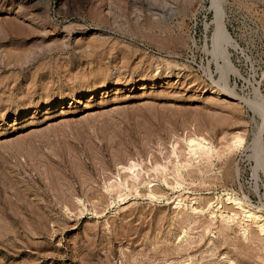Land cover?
I'll list each match as a JSON object with an SVG mask.
<instances>
[{
	"label": "rangeland",
	"instance_id": "374dc122",
	"mask_svg": "<svg viewBox=\"0 0 264 264\" xmlns=\"http://www.w3.org/2000/svg\"><path fill=\"white\" fill-rule=\"evenodd\" d=\"M226 195L264 212V0H0V264H264Z\"/></svg>",
	"mask_w": 264,
	"mask_h": 264
},
{
	"label": "bare ground",
	"instance_id": "6f19581e",
	"mask_svg": "<svg viewBox=\"0 0 264 264\" xmlns=\"http://www.w3.org/2000/svg\"><path fill=\"white\" fill-rule=\"evenodd\" d=\"M224 41H225V39L222 37V35H221V37H220V40H219V46H221L220 44L221 43H224ZM223 46V45H222ZM199 136V135H198ZM191 138V137H190ZM242 140H243V138L239 135V134H235L234 135V137H233V140H232V146H233V148L234 149H238L239 147H240V145L242 144ZM188 143H189V145H188V149H189V152L190 153H196L197 151H200V150H202V151H204V153L205 154H207V157H208V155L209 156H211V154L214 152L213 150L214 149H212V147L211 146H209V145H206L205 144V140H204V138H202V137H193V138H191L189 141H187ZM256 148H257V151L258 150H260L261 148H262V138H258V140H257V142H256V146H255ZM196 154H198V153H196ZM189 155V154H188ZM224 155V154H223ZM204 157H206L205 155H204ZM221 158V157H220ZM207 159V158H206ZM197 160V159H196ZM204 160V159H203ZM209 160V159H208ZM207 160V161H208ZM212 164V163H211ZM229 165V164H228ZM178 176V175H177ZM180 176V175H179ZM150 181V180H149ZM164 181V180H163ZM175 181V180H174ZM148 182V181H147ZM151 182V181H150ZM119 184V183H118ZM126 184V183H125ZM180 185V184H179ZM113 186V185H112ZM122 187V186H121ZM133 187V189H134V186H132ZM173 187V186H172ZM115 188V187H114ZM119 188H120V185H119ZM132 189V190H133ZM119 190V189H118ZM122 190V189H121ZM121 190H119V192H121ZM129 190V189H128ZM134 191V190H133ZM150 191V190H149ZM119 192H117V193H119ZM151 192V191H150ZM151 194V193H150ZM125 195V194H124ZM127 195V194H126ZM152 195V194H151ZM122 197V194L121 193H119V195H116V197ZM154 196V195H153ZM227 196V195H226ZM180 196H177V199L174 201V203L175 202H180L182 199H180L179 198ZM176 198V197H175ZM186 199V198H185ZM232 200V202H234V204H236L238 207H239V209H240V212L239 213H241V214H243V215H246V218H247V216H248V218L249 219H252V221L255 223V224H257L258 225V227H259V230H260V232H263L264 233V212L262 213V211H257V210H255V209H253L252 207H250L249 205H246V204H243L241 201H238L235 197H233L232 198V196H227V198H226V200L225 201H228V200ZM198 202V201H197ZM188 203V202H187ZM219 204H220V201L218 202ZM218 203H217V205H218ZM176 204V203H175ZM225 204V203H224ZM208 206V205H207ZM218 207V206H217ZM189 208V207H188ZM191 209H192V207H190ZM197 209V208H196ZM218 209V208H217ZM219 210V209H218ZM220 211V210H219ZM222 211V210H221ZM228 211V210H227ZM231 211V210H230ZM224 212V211H223ZM220 213V212H219ZM225 213V212H224ZM217 214V213H216ZM221 214H222V212H221ZM226 214H227V212H226ZM233 214V213H232ZM191 215V214H190ZM223 215V214H222ZM225 215V214H224ZM224 215H223V217H224ZM231 215V214H230ZM230 215L229 216H227L226 215V217H228V219L230 220ZM233 216V215H232ZM235 216V215H234ZM245 217V216H244ZM220 218V217H219ZM222 218V217H221ZM247 218V219H248ZM258 218V219H257ZM262 218V219H261ZM209 219V218H208ZM226 219V218H225ZM260 219V220H259ZM232 220V219H231ZM247 221V220H246ZM262 221V222H261ZM208 224V223H207ZM211 225V224H210ZM208 226V225H207ZM241 226V225H240ZM256 226V225H255ZM226 227V226H225ZM227 228V227H226ZM244 229V228H243ZM245 230V229H244ZM202 231V230H201ZM220 233H221V231H220ZM180 235V234H179ZM179 237V236H178Z\"/></svg>",
	"mask_w": 264,
	"mask_h": 264
}]
</instances>
